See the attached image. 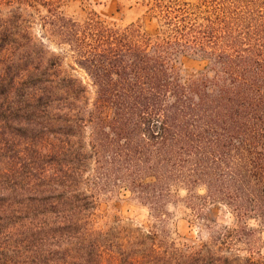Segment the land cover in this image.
Listing matches in <instances>:
<instances>
[{
	"label": "trees",
	"instance_id": "trees-1",
	"mask_svg": "<svg viewBox=\"0 0 264 264\" xmlns=\"http://www.w3.org/2000/svg\"><path fill=\"white\" fill-rule=\"evenodd\" d=\"M153 1L155 36L0 0V264H264L235 248L250 220L264 228V0ZM179 54L205 70L182 76ZM97 182L160 221L179 189L204 188L192 200L236 225L186 250L95 229Z\"/></svg>",
	"mask_w": 264,
	"mask_h": 264
},
{
	"label": "rangeland",
	"instance_id": "rangeland-1",
	"mask_svg": "<svg viewBox=\"0 0 264 264\" xmlns=\"http://www.w3.org/2000/svg\"><path fill=\"white\" fill-rule=\"evenodd\" d=\"M182 3L196 4L199 0H181ZM153 0H55L58 13L79 21L96 18L108 24L119 26L135 25L146 34L155 36L159 32V20ZM41 14L47 9L39 5ZM38 23L36 32H40ZM182 76H190L205 70L207 62L193 54H179L174 62ZM96 209L92 216L95 229H106L119 221L130 223L146 232L154 233L164 245H174L184 250L197 248L210 241L209 227L236 225V218L223 204L192 200L190 194H204L205 189L188 192L179 189L166 206L164 220L152 216L149 207L142 203L130 190L97 182L94 186ZM202 204V214L197 208ZM256 228L254 236L247 243L235 246L243 255H252L264 263V228L250 220Z\"/></svg>",
	"mask_w": 264,
	"mask_h": 264
}]
</instances>
